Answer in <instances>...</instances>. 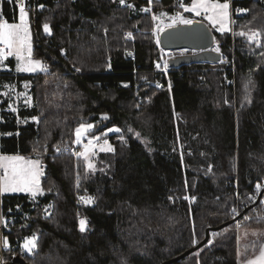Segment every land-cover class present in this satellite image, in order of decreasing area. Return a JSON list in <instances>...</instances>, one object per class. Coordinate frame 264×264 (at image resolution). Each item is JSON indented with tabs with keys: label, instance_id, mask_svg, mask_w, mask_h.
<instances>
[{
	"label": "trees",
	"instance_id": "1",
	"mask_svg": "<svg viewBox=\"0 0 264 264\" xmlns=\"http://www.w3.org/2000/svg\"><path fill=\"white\" fill-rule=\"evenodd\" d=\"M191 1L126 0L132 8L119 0H29L33 57L47 70L2 74L3 85L28 82L32 104L14 111L2 100L0 153L38 156L43 192L2 197L14 219L7 239L17 246L7 264L33 235L37 247L25 256L31 264H161L201 241L208 227L233 219L238 195L250 202L264 178V1L233 0L246 10L234 13L233 31L210 26L225 62L165 72L156 67L164 50L152 33L154 17ZM0 17L18 22L19 7L1 0ZM254 31L259 45L240 34ZM6 63L15 69L13 58ZM83 123L95 125L92 135L120 129L109 136L114 150L100 152L93 169L83 156L45 154L74 145ZM77 177L93 198L83 207L85 231ZM245 214V226L264 227ZM238 223L212 232L214 240L173 264H239Z\"/></svg>",
	"mask_w": 264,
	"mask_h": 264
},
{
	"label": "snow or ice",
	"instance_id": "2",
	"mask_svg": "<svg viewBox=\"0 0 264 264\" xmlns=\"http://www.w3.org/2000/svg\"><path fill=\"white\" fill-rule=\"evenodd\" d=\"M121 5H126V0H119ZM151 3V0H149ZM128 7L135 8V5L128 4ZM184 7V5H180ZM43 7V6H40ZM229 8L230 4L227 2L220 3L219 0H192L191 6L186 7L185 10L195 12L197 15H200L201 12L208 14V20L212 21L213 24H219V30L221 32L225 31L227 23L229 21ZM143 11H150L149 8L142 9ZM238 12H244L245 9H237ZM162 16L166 13H161ZM154 19H159V17H154ZM192 24L193 21L185 19L182 15L177 13V15L172 18V23L166 25V27L171 28L175 24ZM159 27V26H158ZM43 29L46 33L51 35V27L48 23L43 25ZM241 35H246L250 41H256L259 45L261 33L259 31H254L251 33H240ZM128 37H132V33H127ZM157 43H159V38L157 37ZM0 65L3 64V61L7 59L8 56L15 55L18 60L22 61L21 64L17 66L18 71H29L34 72L37 69L47 70V65L40 60L32 59V46H31V35L29 30L28 23V13L25 11V5L20 4L19 6V22L18 23H9L6 19H0ZM216 52H219L220 49L217 47ZM264 55V54H262ZM157 68L161 67L160 63H157ZM168 68V62L163 61V70L166 72ZM79 71V69H77ZM250 83V82H249ZM170 87V85H169ZM247 87V85H245ZM6 95V93H5ZM247 99V97H246ZM37 119V118H34ZM103 119H108L105 115ZM85 127L92 128V125H81L80 128L76 129V143H81V136ZM109 132L113 129H108ZM116 132H119L120 129H115ZM131 131V129H129ZM107 133H104L106 135ZM137 135H139L137 133ZM98 139V137H97ZM123 139V137H121ZM91 144V141L89 142ZM107 143V141H105ZM86 151L76 153L78 156H84L87 159L88 153L87 149L89 145H84ZM107 151H113L111 145H108L107 149H101ZM150 150V149H149ZM57 152H60L59 147L56 148ZM87 167L93 169L94 165L88 163ZM0 169H3V174L0 175V194L9 193V192H28L33 198L36 197L37 193L42 192L40 188V179L42 175L41 166L39 161L25 160L22 156H0ZM209 170H211L209 168ZM79 181V177H77ZM187 183V182H185ZM257 191L261 189V185H256ZM84 200L83 197H81ZM171 199V197H169ZM194 199V198H193ZM86 203L93 202V198L89 197ZM47 212V209H45ZM233 212H236V209H233ZM0 224H3L7 227V220L3 217H0ZM86 219L82 218L79 221V227L81 231L86 230ZM37 237L33 235L32 237L25 238L23 247L32 252L36 249ZM3 243L5 247H8L7 237L3 238ZM0 264H3V261H0ZM247 264H264V246H261L259 255L255 259H250L247 261Z\"/></svg>",
	"mask_w": 264,
	"mask_h": 264
},
{
	"label": "rangeland",
	"instance_id": "3",
	"mask_svg": "<svg viewBox=\"0 0 264 264\" xmlns=\"http://www.w3.org/2000/svg\"><path fill=\"white\" fill-rule=\"evenodd\" d=\"M219 2L220 3H224L226 1L219 0ZM227 2L230 4V8H229V21L227 23L225 31H233L234 17L232 16L231 0H228ZM191 3H192V1L189 4L182 3L181 5H184V7H182V10H180L178 13L180 15H182L185 19H189V20H192V19H195V18L196 19H202L205 22H207L209 26H211V27L215 28L216 30L220 31L219 30L220 25L219 24H213L212 21L208 20V18H207L208 14H205V13L201 12L200 15H197L195 12H191V11L185 10L186 7H190L191 6ZM145 8H149L150 11H151L150 7H145ZM25 11L28 13V23H29V30H30V35H31V46H32V59L33 60H40V59H36V58L33 57L34 42H33L32 25H31V20H30V17H29V12L26 9H25ZM147 12H149V11H147ZM161 13H166V15L162 16ZM188 14H192L193 18H190ZM176 15H177V13L176 14H171L167 10H161L160 12H158L156 14V17H159V19L158 20L156 19L157 20L156 28H155V30L152 31V33L155 35L156 39H157V37L159 38L160 32L163 29L167 28L166 25L172 23V18H174ZM18 22H16V23H18ZM9 23H15V22H9ZM178 24H181V23H178ZM175 25H177V24H175ZM246 38L248 39L247 36H246ZM252 42H256V41H252ZM217 47H219V49H220L219 52L222 53L220 45L215 39V45L212 47V49L215 50ZM195 52L196 51H194V50H188V49L178 50V51H165L164 50L163 61L166 60L168 62L169 59L174 58L176 56L185 55V54H192V53H195ZM129 53L132 54V51H129ZM12 56H15V55H12ZM12 56H8L7 59L4 60L5 62H4V66H3V73H5V74H7V73H10V74H13V75L33 74V73H38L40 71H44V70H40V69H37L34 72L18 71L17 70V66L19 64H21L22 61L18 60L17 57H15L16 58V68L15 69H11L10 68L11 66L9 67L6 62H7V60L9 58H12ZM132 56H133V54H132ZM222 57H223V59L219 63H223V62L226 61V58L224 57L223 53H222ZM40 61H42V60H40ZM163 61H162V66H161L162 68H163ZM42 62L44 64H46L44 61H42ZM170 69H171V67L169 66V63H168L167 71L170 70ZM13 71H14V73H11ZM1 77H2V75L0 76V104H1V102H2V100L4 98H9L11 100V103H10V106H9L10 110L16 111L22 105L31 106V104H32V95H31V91H30L31 86H30V84L28 82H23L20 86H18L15 82L7 81L3 85L2 82H1V79H2ZM5 93H6V95H5ZM81 125H85V126L92 125L93 126L90 129L85 127V130L83 131V134L81 136V142L83 140H85V139L88 140V143L86 145H89V148L87 149L88 156H87L86 160H87V164L88 163H92L94 165L95 164V159L98 156V154L100 152H102V151H105V150H101V149H107L108 145H111V143L109 141V136L111 134L115 133L116 132L115 129H117L118 127L115 126V127L108 128V129H113V131L109 132L108 129H107L104 132V133H107L106 135H104V133H102V134L97 133L96 135H92L91 133L95 130V125L93 123H83ZM80 127L81 126H79V128ZM97 137H98V139H97ZM90 141H91V144L89 143ZM105 141H107V143H105ZM84 151H86L85 147L82 148L81 152H84ZM51 153H53V152L52 151L50 152V150H47V152H45V154H49V155ZM0 156H5V155L0 153ZM7 156H17V155H7ZM18 156L24 157L25 160H32V161H37L38 160L39 161V164L41 166V171H42V175L39 177V179H40V188H41V179H42V176L44 174V168H43L42 161L40 160V158L38 156H28V155H18ZM2 174H3V169H0V175H2ZM77 183L80 184L81 181L77 180L76 184ZM42 192H43V190H42ZM42 192L37 193L36 196H38ZM16 193H28V192H16ZM5 195L6 194H4V193L0 194V197L2 198ZM50 212H51V207H47V212L46 213L50 214ZM260 221L264 222V219L262 218V219H260ZM245 225H246L245 222L241 223L240 221L237 224L238 237H239V240L241 242V251L239 253V256H240L239 264H247L248 260L255 259L259 255V251H260L261 246H257V245L255 246L254 244L249 245V243L252 240H263V242H264V227L252 228V227H247ZM86 227H87V224H86ZM30 237H32V236H30ZM27 238H29V237H27ZM212 240H214V239H212ZM36 243H37V240H36ZM23 245H24V242H23L22 246ZM250 246H252V247L250 249H248ZM262 246H264V244ZM23 250H25V252L27 254H32L35 249L32 252H29L23 247Z\"/></svg>",
	"mask_w": 264,
	"mask_h": 264
},
{
	"label": "water",
	"instance_id": "4",
	"mask_svg": "<svg viewBox=\"0 0 264 264\" xmlns=\"http://www.w3.org/2000/svg\"><path fill=\"white\" fill-rule=\"evenodd\" d=\"M192 21V24L181 23L174 25L171 28L167 27L160 32L159 45L163 50L178 51L188 49L196 51L192 54L179 55L169 59L168 63L171 68H179L183 65L197 62L219 63L223 59L221 52H216L214 49H212V47L215 45V35L208 23L202 19L196 18ZM251 207L252 206L227 222L217 226L208 227L205 230V237L201 241L191 246L184 252L163 261L161 264H173L199 251L211 241L212 232L222 230L230 224L238 222L243 214ZM8 264L31 263H29L25 257L16 255Z\"/></svg>",
	"mask_w": 264,
	"mask_h": 264
},
{
	"label": "built area",
	"instance_id": "5",
	"mask_svg": "<svg viewBox=\"0 0 264 264\" xmlns=\"http://www.w3.org/2000/svg\"><path fill=\"white\" fill-rule=\"evenodd\" d=\"M12 1L18 7L20 6V4H24L26 6L29 2V0H12ZM0 2H1V0H0ZM232 2H233V0H231V6H232L231 9H232V16L234 17V13L238 12L237 9H242V8L239 6H234L232 4ZM0 19H6L7 20L6 17H0ZM0 47H2V46H0ZM4 62L5 61H3V64L0 65V76L3 74ZM87 143H88L87 139L83 140L79 144L75 143L74 145H66V144L61 143V144H58L54 148V151H52L53 153H51V154L59 155V154L64 153V154H69V155L73 156L74 158H76V157H78V155L76 153L81 152L82 148ZM57 147H59L61 149L60 152L56 151ZM257 184L261 185V189L259 191H257V189H256ZM81 197H83L84 200H82ZM87 198H88L87 194L82 192L80 184L77 183L76 184L75 204L77 206V208H76L77 209V218L79 221L83 218L82 212H83V207L86 204L85 201L87 200ZM249 204H251V206H252L250 208L251 212H250V210L246 212L245 220L249 221V220H252L254 218H256L258 220H260L262 218L264 219V178L261 179L260 181H258L254 185L253 193L251 195V199H250L249 203L242 201L241 196L238 195V205H237L236 215L243 213V211H244L243 209L249 208L250 207ZM0 217H3L4 219L7 220V227H5L3 224H0V261H3V264H7L6 253L9 250H11V252L15 254V252L17 251V246L12 245L8 242L9 246L5 247L4 243H3V238L7 237V232L11 229V225L14 222V219H13V216L8 215V213L6 212L4 205H3V200L1 197H0ZM26 254L27 253L25 252V250H22L18 255L25 257Z\"/></svg>",
	"mask_w": 264,
	"mask_h": 264
},
{
	"label": "crops",
	"instance_id": "6",
	"mask_svg": "<svg viewBox=\"0 0 264 264\" xmlns=\"http://www.w3.org/2000/svg\"><path fill=\"white\" fill-rule=\"evenodd\" d=\"M16 56H12V58L14 59V67L16 68V58H15ZM9 67H10V65L9 64H7ZM11 69H12V67H10ZM13 193H16V192H9V193H4V194H13ZM29 194V193H28ZM31 195V194H30Z\"/></svg>",
	"mask_w": 264,
	"mask_h": 264
},
{
	"label": "bare ground",
	"instance_id": "7",
	"mask_svg": "<svg viewBox=\"0 0 264 264\" xmlns=\"http://www.w3.org/2000/svg\"><path fill=\"white\" fill-rule=\"evenodd\" d=\"M193 20V19H192ZM168 51H171V50H168Z\"/></svg>",
	"mask_w": 264,
	"mask_h": 264
}]
</instances>
